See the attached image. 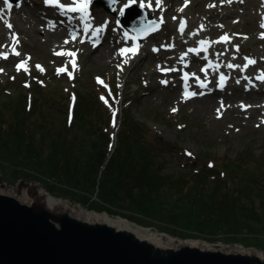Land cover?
Masks as SVG:
<instances>
[{
    "label": "rangeland",
    "instance_id": "rangeland-1",
    "mask_svg": "<svg viewBox=\"0 0 264 264\" xmlns=\"http://www.w3.org/2000/svg\"><path fill=\"white\" fill-rule=\"evenodd\" d=\"M104 1L108 2L110 8L114 6L112 0ZM116 1L118 8L116 16L107 13L103 8L94 7L91 11L92 23L96 27H101L103 32H109L108 45L109 48L112 46L113 51L109 49L106 55L109 57L108 62H112H107V65L96 62L100 53L108 51L107 47L100 49L98 53V51H94V43L92 41H81L82 44L75 43L66 48L70 50V53L75 54L76 69L73 70V57L67 55L55 56L57 47L54 45L56 43L52 45V43L47 42L51 37L48 36L50 34L45 30V12L42 0H22L26 5L19 12L17 19H25L29 24L27 28H24L25 32L20 31L21 47H19L17 52L21 55L19 57L12 55L7 60L0 58V93L3 92L5 95L15 96L19 100V97L24 94L30 97L33 87L44 83L43 86L46 84V87L43 88L41 94L37 97L43 104L56 102L58 106L55 113L56 116L60 119H65L68 114H72L71 111L75 106L69 102L73 92L75 95L78 94L79 102L81 93L88 94L95 87V84L97 86L103 85L104 89L105 87L108 88V91L98 90L101 97L98 99L100 103L96 112L103 118L101 126L103 132L112 133L114 146L110 147L109 150L107 149V153L111 157L116 154L117 135H120L122 125L124 126V123L133 121L142 127L149 128L150 132L157 136L158 139L168 144L170 149L159 151L158 155H167V166L170 168L174 165L178 166V163L182 162L187 165H193L195 168L200 167V170L208 168L210 165V167L215 166L214 169L222 170L229 160L241 161V156L245 153H252L261 160V163L264 162V126L257 127L259 122L247 119L246 115L248 114L245 113V107L240 106L245 99L240 97L238 92L240 91L244 94L243 87L245 82L237 84V80H234L232 87L226 89L222 94V98H231L230 100L235 99V101L222 102L215 96L207 97L206 99L194 97L187 103L181 99L183 98L181 95L185 94V92L180 88V85L178 86V77L182 78L184 73L190 72L200 74L202 65H205V63H192L191 67L187 68L188 65L181 59L182 54L180 51L185 39H181V34L175 32L178 22H176L174 17L177 15L178 8H180L183 0H164L166 14H170L167 22H165L163 16L160 17L163 10L153 13L147 7L153 1L154 4L151 8H154L156 0H136L135 5L139 6L143 2L146 5L145 9L151 11L152 17L164 21V27L159 32L149 36L147 41L141 42L142 47L145 46L143 53L132 58H125L127 63H125V59L114 61L113 55L117 54V50L122 45H127L129 42L130 44L138 43V41L133 34L124 30V27H119L117 23L122 6L128 4L129 0H122V6L118 0ZM263 4L264 0H245L244 4H237V8L235 6L230 8V11L235 12V14L229 21V27L232 28V32L240 33L239 37L242 40L238 42V39L235 38L234 42H229L231 46L224 47H219L220 44L217 43L211 53H220L221 56H225L231 54L234 49L237 54H240L241 50L237 51V48L244 47L243 53L238 56L239 60L242 55L264 56V52H258L257 49V47H262V44L253 43V40L258 38L260 28L251 32L243 27V16L247 12L254 15L256 22L261 25L262 16L264 15ZM211 6L212 2H206L200 15L199 11L195 13V11L187 9L184 12V15L190 19V30L197 31L206 38L210 37L214 28H220L222 24L219 22L222 21L220 18L223 17L224 12H227V10L224 11L221 8H218V10L211 9ZM254 7L257 8L256 11L252 9ZM132 11V9L129 10V12ZM212 21H215V23L213 24ZM30 24L37 25L38 31L35 33L30 32L28 29ZM141 26L143 27L144 25L141 24ZM2 30L3 27L0 25V31ZM151 30L152 28L148 29L146 34ZM225 35L234 38L232 34L222 33L221 36L213 40L221 39ZM192 39L193 33H189L186 40ZM4 41L5 39H0V45ZM153 49H157V51ZM172 49L175 51L168 53ZM79 55H81V58H78ZM142 55L143 58L141 59ZM29 57L30 59H27ZM204 58L206 57L204 56ZM25 59H27V71L23 69L17 71V65L21 64L22 60ZM174 62L176 65H174ZM230 62L232 60L229 57L223 59V63L227 65ZM37 65L41 66L43 70L37 69ZM62 68H65L66 71L58 75V70ZM168 69H175V71H166ZM233 70L234 68L231 69L230 73ZM162 72H167V75H162ZM69 73L71 78H69ZM162 81L172 82V84L167 87V83L164 84ZM210 81L212 85H216V76ZM19 87L21 89L18 90ZM59 90L64 94L62 97L57 95ZM56 98H59V100H56ZM262 99L263 96L261 95L259 101L261 102ZM221 104H223V108H221ZM233 108L235 109L232 110ZM206 109L209 110V114L206 113ZM218 109H231V111H235L236 115H238L237 113L240 114L242 121H235V117L234 120H218L219 114H222L218 113ZM110 115H113L115 127L111 123ZM259 115H262V113ZM128 119L130 120L126 122ZM189 153L191 155H188ZM8 168H0V190L6 194L11 193L20 198L25 192L31 198L37 195L39 189L47 190L46 188L49 187L37 180H25L20 173L15 175L10 170L8 172ZM55 191L61 193L60 189L55 188ZM90 199L91 203L100 201L97 197V192ZM65 200L70 202V204L68 203L70 210L76 211L79 208H83L94 211L89 206L84 207L79 204L77 199L74 201L73 199L65 198ZM149 229L154 233H164L156 225L149 227ZM244 237L252 238L258 243L264 242L262 236L252 237L250 234H246ZM214 245L215 248L221 249H224L222 247L224 245H239L264 252V247H248L242 242L235 244L218 242Z\"/></svg>",
    "mask_w": 264,
    "mask_h": 264
},
{
    "label": "trees",
    "instance_id": "trees-1",
    "mask_svg": "<svg viewBox=\"0 0 264 264\" xmlns=\"http://www.w3.org/2000/svg\"><path fill=\"white\" fill-rule=\"evenodd\" d=\"M43 84L19 100L0 93V168L48 185L54 197L77 199L144 227L156 225L175 238L264 247L244 237L264 238V162L255 155L242 154L222 170L182 162L170 168L167 155H158L168 144L131 121L122 125L111 157L107 149L114 139L103 132L96 112L101 87L81 93L73 117L60 119L56 102L43 104L37 97ZM95 192L100 201L91 203Z\"/></svg>",
    "mask_w": 264,
    "mask_h": 264
},
{
    "label": "water",
    "instance_id": "water-1",
    "mask_svg": "<svg viewBox=\"0 0 264 264\" xmlns=\"http://www.w3.org/2000/svg\"><path fill=\"white\" fill-rule=\"evenodd\" d=\"M106 10L116 13L115 6ZM123 21L129 26L127 19ZM11 195L0 193V264H264V258L243 253L255 248L224 245L221 249L214 244L209 249L189 244L166 248L127 229L51 210L37 195L30 198L26 194L29 204ZM239 247L242 252L237 251Z\"/></svg>",
    "mask_w": 264,
    "mask_h": 264
},
{
    "label": "bare ground",
    "instance_id": "bare-ground-1",
    "mask_svg": "<svg viewBox=\"0 0 264 264\" xmlns=\"http://www.w3.org/2000/svg\"><path fill=\"white\" fill-rule=\"evenodd\" d=\"M119 1H122V0H119ZM192 1H193L194 4L192 3V5L189 8V11L190 10L191 11H195V13L197 11H202V9L204 7V3L202 1H198V0H192ZM214 1H216V0H214ZM231 1H234V0H231ZM195 2H198V3H195ZM253 3H255V2H253ZM235 7L237 8V6H235ZM252 9H253V11L257 10L256 7L252 8ZM216 10H218V8ZM134 11H137V10L135 9L132 12H134ZM231 13L235 14V12H231ZM133 16L137 20L136 21L137 23H139V21L142 20V17L140 15H138V14H134L133 13ZM243 20H244L243 27L245 29L250 30L251 32L255 31L257 28L258 29L260 28V23L256 22V17L254 15H251L248 12L246 13V15L243 16ZM212 23L214 24L215 21H212ZM16 24H17V30L18 31H24L25 32L24 28L25 27L27 28V25L29 24V22L26 21L25 19L19 18V19H17ZM224 26H227V28L230 31H232V28L229 27V22L228 21L226 22V25H224ZM28 29H29L30 32H34V33L38 31L37 30V25H34V24H30ZM222 31L223 30H217L216 33H221ZM48 36L51 37V38L49 39V37H48L49 40L47 42H49V43H57V42L59 43L60 42V38H59L58 35H48ZM0 39H5L4 30L0 31ZM148 39H149V37L147 38V40ZM35 40H36V38H35ZM253 43L254 44H260L261 43L262 47H257V49H258V52H264V40H261V39L257 38L255 40H253ZM61 48H62V45H61ZM142 48L144 49L145 46L142 47ZM100 54L98 55V57L96 59V62L99 63V64H103V65L106 64L107 65L109 57L106 54H102V53H100ZM132 56L133 55H129V57H132ZM223 58L226 59V57H223ZM110 62H112V61H109L108 63H110ZM236 63H237V55L235 56V59H234V64H236ZM162 75H164V74H162ZM236 75L237 74L235 73V76ZM259 75H260L259 73H256V76H259ZM261 85L263 86L264 83L260 84L256 79H254L252 90L257 89V88H261L262 87ZM238 93H240V95H239L240 97H243L245 99V101H244L245 105L249 106L252 109L250 111V116L248 117V119H253V118L258 119L259 114L260 113H262V114L264 113V107L262 105V102L259 101V98L261 97V92L247 94L246 92L243 91L244 94H242L239 91ZM235 96H237V95H235ZM262 96H263V93H262ZM233 101H235V99H233ZM220 112L222 113V111H220ZM206 113L209 114V110L208 109H206ZM237 114L238 115H236L235 111H231L230 110L228 112V114L225 111V114H224L223 118L222 119H218L217 118V119L226 121L228 119L234 120V117H235L236 118L235 121H237V122L242 121V119H240V117H241L240 114L239 113H237ZM0 193H4V192L2 190H0ZM11 196H13V195H11ZM13 197H15L17 200H19L22 203H26V204L30 203V200L26 196L25 192H24V195L22 197H20V198L16 197V196H13ZM37 198L40 199L41 201H44V203L51 210H55V211H69V212L72 213L73 216H75L77 218H80V219H83V220H86V221H91V222L100 221V222L109 224L111 226H114V227H116L118 229L130 230V231L134 232L140 238L148 239L152 243H154V244H156L158 246H163V247H166V248H169V247L177 248V247H179L182 244H189L191 246H198V247H201V248H207V249L212 248V245H210L208 242H205V241H202V240L190 239V240H187L186 243H185V241H183V240L180 241V240L175 239V238L171 239L169 237H165V236L159 235L158 233H154L151 230L144 229L143 227H140L139 225H137V224L125 219V218H122V217H111L108 213H99L98 214V213H96L94 211H89V210H86V209H83V208H79L76 211L70 210L68 204L66 203V201H64V199L53 197L52 195L48 194V192L45 189H39L38 190ZM237 251L238 252H242V248L239 247L237 249ZM243 253L256 254V255L264 258V253H262V252H260L258 250H255V249L246 250Z\"/></svg>",
    "mask_w": 264,
    "mask_h": 264
},
{
    "label": "snow or ice",
    "instance_id": "snow-or-ice-1",
    "mask_svg": "<svg viewBox=\"0 0 264 264\" xmlns=\"http://www.w3.org/2000/svg\"><path fill=\"white\" fill-rule=\"evenodd\" d=\"M8 2H9V0H4V3L7 5L8 4ZM44 2H45V5H47V6H52V7H57V8H59L60 9V11L63 13V12H72V13H86L87 12V8H88V5H89V3H90V0H73V4L71 5V6H68V5H64V4H61L60 3V0H44ZM112 2L113 3H115L116 2V0H112ZM160 3H161V0H156V4L159 6L160 5ZM133 4H136V0H129V3L128 4H126L125 6H124V8H127V7H129V6H131V5H133ZM139 6L141 7V8H145L146 7V5L143 3V2H141L140 4H139ZM185 6H187V0H185ZM147 7H151V5H147ZM183 9H181V11H182ZM120 14L121 15H123L124 14V9L122 8L121 10H120ZM162 22V21H161ZM10 30H11V28H12V25L10 24V23H7V25H6ZM185 26H186V24H185V22H183V21H181V23H180V32H181V34H183V30H184V28H185ZM87 27V26H86ZM261 27H264V24H262L261 25ZM102 29H95V32L98 34L100 31H101ZM155 30V29H154ZM126 35V34H125ZM218 42H225V43H227V42H230L229 41V38L225 35L224 37H222L221 38V41H218ZM18 43V38L15 36V35H13V46H12V53L14 54V55H16V56H19L20 55V53L19 52H17L16 51V48H15V46H16V44ZM65 43H67V41H65ZM200 45H201V48H199V49H197V48H190V49H188V52H190V53H194V54H196V55H199L200 54V51H207V48L205 47V45H207L209 42H207V41H203V40H201L200 42ZM94 46H95V44H94ZM154 51H157V49H153ZM239 49L237 48V51H238ZM131 54V55H136V54H138V46L137 47H134V48H125V49H122L121 50V52H120V55L121 56H126V54ZM57 55H67V56H71V57H73V59H72V66H73V70H75L76 69V62H75V54L74 53H70V52H59V53H56ZM186 55V54H185ZM0 58H4V59H7L8 58V56H7V53H0ZM183 58H184V56L182 55V57H181V59L183 60ZM27 59H30V57L29 58H27ZM27 59H25V60H22V62H21V64H19V65H17V71H20L21 69H23L24 71H27V67H26V64H27ZM246 59V61H247V63H246V65H245V68L248 66V65H250V64H254L255 63V61H253V60H251V59H249V58H245ZM125 63H127V59H125ZM37 67V69H39V70H43L42 68H41V66H39V65H37L36 66ZM228 67L229 68H236V67H239L238 65H232V64H229L228 65ZM66 71V69L65 68H62V69H59L58 70V72H57V74L59 75L61 72H65ZM166 71H175V69H168V70H166ZM202 71H205V73L207 72V69H202ZM69 78H71V74L69 73ZM258 79H261L262 81H264V73H261V75L259 76V77H257ZM225 77L223 76V75H221L220 76V82H221V86H222V82H224L225 81ZM98 81H99V78H98ZM238 83H239V81H237ZM162 83H164V84H166L167 83V81H162ZM27 86V85H26ZM200 86L201 87H205L206 85L203 83V82H201V84H200ZM187 95V94H186ZM192 96H195L196 95V93H192L191 94ZM73 99V101L75 100V97H73L72 98ZM102 99H103V97H102ZM105 102H107V101H105ZM221 108H223V104H221ZM174 111H175V109H174ZM218 111V113H219V109L217 110ZM115 115V114H114ZM113 127H115V120L113 119ZM188 155H191V153H189ZM211 166V165H210Z\"/></svg>",
    "mask_w": 264,
    "mask_h": 264
}]
</instances>
